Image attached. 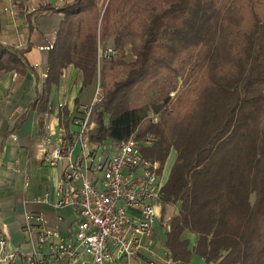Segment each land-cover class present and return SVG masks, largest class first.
Here are the masks:
<instances>
[{
	"label": "trees",
	"instance_id": "obj_1",
	"mask_svg": "<svg viewBox=\"0 0 264 264\" xmlns=\"http://www.w3.org/2000/svg\"><path fill=\"white\" fill-rule=\"evenodd\" d=\"M99 3L55 10L64 18L48 47L43 91L11 130L30 111L51 114V90L67 67L79 74V93L89 87L106 54L87 136L113 148L153 135L140 153L159 162V173L176 152L160 197L180 203L165 243L172 262L264 264V0H105L103 12ZM108 36L114 51H102ZM27 50L0 44V72H30L38 83ZM185 231L198 237L192 250Z\"/></svg>",
	"mask_w": 264,
	"mask_h": 264
},
{
	"label": "crops",
	"instance_id": "obj_2",
	"mask_svg": "<svg viewBox=\"0 0 264 264\" xmlns=\"http://www.w3.org/2000/svg\"><path fill=\"white\" fill-rule=\"evenodd\" d=\"M73 0H0V44L15 49H28L24 54L26 62L34 68L35 75L46 71L48 50L51 46L64 15L55 11ZM101 1L98 9L101 12ZM54 11H48L46 8ZM103 51H114L113 36L104 40ZM130 46L125 47V53ZM132 55V53H131ZM101 59L104 56L100 57ZM128 58V57H127ZM134 59V56L131 57ZM99 85L96 73L92 84L83 89L78 72L69 66L63 70L59 85L53 87L47 109L51 114L30 111L24 122L15 130L14 123L34 101L36 93L43 91L32 73L24 76L0 72V240L6 242L5 249L15 252L20 258L15 264H22L27 256L47 257L51 243L39 244L42 230H49L63 240L73 238L78 216L75 209L65 207L55 209L57 183L62 174L63 162L51 165L46 161L44 149L45 136H51L60 124L71 128L72 119L83 117L90 110ZM78 100V103H75ZM66 110L67 115H65ZM49 127V132L48 129ZM15 135L16 140L10 135ZM174 153V155H173ZM171 155V154H170ZM172 163L175 160V152ZM169 159L162 177V186L167 182L170 169ZM169 167V168H168ZM168 168V169H167ZM161 197V195H160ZM45 198V203L38 199ZM161 215L177 217L180 203H157ZM151 250L142 249L135 258L118 256L113 264H183L174 263L165 247L168 231L162 221L157 219L153 225ZM196 234L183 232L181 241H187L189 250L197 243ZM52 242H56L53 239ZM71 264L67 260L49 261L48 264ZM187 264H206L197 256H192Z\"/></svg>",
	"mask_w": 264,
	"mask_h": 264
},
{
	"label": "built area",
	"instance_id": "obj_3",
	"mask_svg": "<svg viewBox=\"0 0 264 264\" xmlns=\"http://www.w3.org/2000/svg\"><path fill=\"white\" fill-rule=\"evenodd\" d=\"M103 10L104 7L101 12ZM46 78L45 71L40 75L41 86ZM170 97L174 98V94ZM101 100L98 86L92 106ZM167 109L168 106L162 111ZM90 111L91 108L83 117L72 119L70 129L60 124L53 135L43 139L44 145H51L49 151L43 150L46 161L51 165L64 163L54 208L76 210L78 222L73 238L63 240L49 230H42L38 243H51L49 254L47 257L27 256L22 264H48L59 260L71 264H113L118 256L135 258L142 249L151 250L152 230L157 219L169 232L171 218L161 215L157 205L163 188L160 164L140 153V146L151 145L156 137L148 135L141 141L130 137L113 148L93 145L87 136L95 128L90 122ZM149 117L156 122L158 114L152 113ZM46 129L49 132V127ZM10 137L16 140L15 135ZM38 201L45 203L46 199ZM53 239L56 242H52ZM5 247L6 242L1 239L0 264H15L20 254L8 252Z\"/></svg>",
	"mask_w": 264,
	"mask_h": 264
},
{
	"label": "rangeland",
	"instance_id": "obj_4",
	"mask_svg": "<svg viewBox=\"0 0 264 264\" xmlns=\"http://www.w3.org/2000/svg\"><path fill=\"white\" fill-rule=\"evenodd\" d=\"M105 1V0H104ZM103 1V2H104ZM106 4V3H105ZM102 7H105V5H102ZM101 7V8H102ZM102 51H103V49H102ZM125 55H126V61L127 62H130V61H133V59L131 58L132 57V55H131V50H130V48H129V50L127 49V52L125 53ZM128 57V58H127ZM102 60L103 59H101L100 58V63H99V66H98V74H99V72H100V68H101V64H102ZM82 114H84V111L82 112ZM170 152H171V150H170ZM169 152V154H168V157L166 158V160H165V163H164V165H163V169H162V172H161V174H162V176L165 174V172H164V169H165V167H166V164H167V162H168V159H170V157H172V161H173V158H174V156L172 155V152L170 153ZM171 154V155H170ZM174 154V153H173ZM176 157H177V154H176V152H175V160H174V162L172 163V165H170V169H169V171H171V168L173 167V165L175 164V161H176ZM169 174H170V172H168ZM169 174H168V176L166 177V179L165 180H168V177H169ZM165 184H166V182H165ZM65 264V263H64Z\"/></svg>",
	"mask_w": 264,
	"mask_h": 264
},
{
	"label": "bare ground",
	"instance_id": "obj_5",
	"mask_svg": "<svg viewBox=\"0 0 264 264\" xmlns=\"http://www.w3.org/2000/svg\"><path fill=\"white\" fill-rule=\"evenodd\" d=\"M173 155H174V154H173ZM169 162H170V164L172 163V157H170ZM167 165H168V164H167ZM166 167H167V166H166ZM169 167H170V166H169ZM169 167H168V168H169ZM168 168H167V169H168ZM166 172H167V171H166ZM166 172H165V173H166Z\"/></svg>",
	"mask_w": 264,
	"mask_h": 264
}]
</instances>
